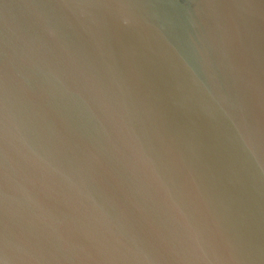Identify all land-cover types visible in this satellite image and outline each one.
Returning a JSON list of instances; mask_svg holds the SVG:
<instances>
[{"label":"water","instance_id":"water-1","mask_svg":"<svg viewBox=\"0 0 264 264\" xmlns=\"http://www.w3.org/2000/svg\"><path fill=\"white\" fill-rule=\"evenodd\" d=\"M0 264H264V0H0Z\"/></svg>","mask_w":264,"mask_h":264}]
</instances>
